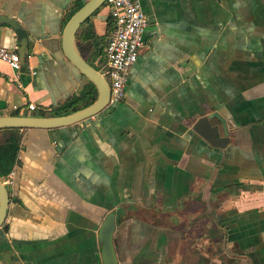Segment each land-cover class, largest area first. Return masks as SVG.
<instances>
[{
	"label": "crops",
	"instance_id": "0c3cea01",
	"mask_svg": "<svg viewBox=\"0 0 264 264\" xmlns=\"http://www.w3.org/2000/svg\"><path fill=\"white\" fill-rule=\"evenodd\" d=\"M75 1L0 0V13L22 25L0 23V45L28 40L19 70L0 60V116L36 115L89 82L62 48ZM142 4L150 24L122 101L70 126L0 129V143L21 135L14 182L1 178L11 198L0 264H105L99 231L117 205L176 208L196 193L216 201L212 223L227 243L226 253L209 244L210 262L201 251L197 264H264V0ZM113 29L104 5L78 30V48L98 69ZM203 114L229 135L224 148L192 129ZM152 230H124L127 263L146 256L135 252ZM164 242L155 237V248Z\"/></svg>",
	"mask_w": 264,
	"mask_h": 264
},
{
	"label": "water",
	"instance_id": "95a60500",
	"mask_svg": "<svg viewBox=\"0 0 264 264\" xmlns=\"http://www.w3.org/2000/svg\"><path fill=\"white\" fill-rule=\"evenodd\" d=\"M106 4V0H87L74 12L67 21L62 34V48L66 57L91 81L97 89L96 99L78 110L59 115H34V114H8L0 116L1 128H43L55 129L70 126L101 112L109 105L110 86L107 78L101 71L82 54L77 46V33L85 21ZM0 23L9 24L14 29H22V25L10 14L0 13ZM28 40L21 38L18 47L21 64L27 62ZM192 129L212 144L224 148L229 141L228 136H221L216 125L211 123V115H201L193 124ZM10 191L0 178V226L6 220L10 204ZM116 221L114 214L109 212L101 225L99 241L105 264H119L117 251L114 244Z\"/></svg>",
	"mask_w": 264,
	"mask_h": 264
},
{
	"label": "flooded vegetation",
	"instance_id": "af4514ba",
	"mask_svg": "<svg viewBox=\"0 0 264 264\" xmlns=\"http://www.w3.org/2000/svg\"><path fill=\"white\" fill-rule=\"evenodd\" d=\"M221 136L229 137L228 134ZM156 206V203H153L151 205L152 208L148 210L133 208V205H130V203L122 202L110 211L114 214L116 221L114 235L116 233L117 236L116 239L114 236V244L119 264H159L156 262L157 257L160 260L162 259L161 264H175V256H178L182 250L188 251L186 261H181L176 264H197V256L200 255L199 252L201 251H207L204 256L206 261L210 262V255H212L211 252L213 250L208 245L213 242L216 243L220 251L224 250L225 252L224 245L226 246L227 243L226 238L223 236L224 233H222L220 227L214 226L212 223L215 217H212L211 213L215 209L216 201L200 197L197 198L196 193L195 195H191V197L180 199L179 205L176 208L163 207L161 209V207ZM139 222L147 223L153 227L150 234L146 235L142 233L146 240L143 246L135 252V256L141 254H145L146 256L141 258L132 257V262L129 261L131 263H127L128 253L125 251V248L130 244L128 240L130 234H126L127 232L124 230H129L131 226ZM199 222H208V225H198ZM210 222L211 225H209ZM155 235L165 239L163 246L155 248L154 239L157 237ZM151 256L154 258L151 259ZM146 259L149 260L147 261Z\"/></svg>",
	"mask_w": 264,
	"mask_h": 264
},
{
	"label": "built area",
	"instance_id": "2783aa9c",
	"mask_svg": "<svg viewBox=\"0 0 264 264\" xmlns=\"http://www.w3.org/2000/svg\"><path fill=\"white\" fill-rule=\"evenodd\" d=\"M114 29L105 48L104 60L99 70L107 78L110 86L109 104H117L126 96L129 73L139 58L141 47L145 43L144 34L150 24L142 0H106ZM0 60L21 68L18 47L0 45ZM35 105L31 104V108ZM15 167L5 176L7 183H13Z\"/></svg>",
	"mask_w": 264,
	"mask_h": 264
},
{
	"label": "trees",
	"instance_id": "16d2710c",
	"mask_svg": "<svg viewBox=\"0 0 264 264\" xmlns=\"http://www.w3.org/2000/svg\"><path fill=\"white\" fill-rule=\"evenodd\" d=\"M84 2L82 0H76L73 7L70 10L69 18L78 10ZM99 10L95 12L97 14ZM90 19V18H89ZM94 34V32H93ZM98 68V67H97ZM97 97L96 86L89 81L84 85L82 90L73 95L71 98L65 100L63 103L55 105L49 110H39L36 115L50 116L69 113L78 110L86 105L92 103ZM8 130H18L19 128H5ZM21 135L13 132L7 136L4 142L0 143V178L6 176L18 162V151L20 149Z\"/></svg>",
	"mask_w": 264,
	"mask_h": 264
},
{
	"label": "rangeland",
	"instance_id": "374dc122",
	"mask_svg": "<svg viewBox=\"0 0 264 264\" xmlns=\"http://www.w3.org/2000/svg\"><path fill=\"white\" fill-rule=\"evenodd\" d=\"M106 5V4H105ZM94 64V63H93ZM97 67V66H96Z\"/></svg>",
	"mask_w": 264,
	"mask_h": 264
}]
</instances>
